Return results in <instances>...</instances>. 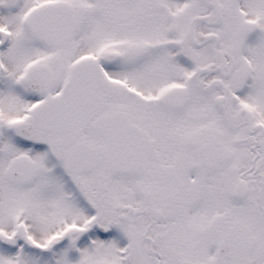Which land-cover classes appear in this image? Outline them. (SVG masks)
<instances>
[{
  "label": "snow or ice",
  "instance_id": "6c2138e0",
  "mask_svg": "<svg viewBox=\"0 0 264 264\" xmlns=\"http://www.w3.org/2000/svg\"><path fill=\"white\" fill-rule=\"evenodd\" d=\"M0 264H264V0H0Z\"/></svg>",
  "mask_w": 264,
  "mask_h": 264
}]
</instances>
